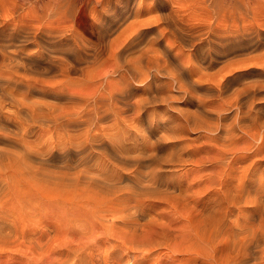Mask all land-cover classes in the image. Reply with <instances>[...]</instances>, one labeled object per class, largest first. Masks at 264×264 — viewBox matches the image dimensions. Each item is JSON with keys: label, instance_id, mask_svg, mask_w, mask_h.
Returning a JSON list of instances; mask_svg holds the SVG:
<instances>
[{"label": "bare ground", "instance_id": "6f19581e", "mask_svg": "<svg viewBox=\"0 0 264 264\" xmlns=\"http://www.w3.org/2000/svg\"><path fill=\"white\" fill-rule=\"evenodd\" d=\"M128 1L133 2V7L129 6L131 3ZM91 2L97 14L92 11L93 19L98 25L99 38L97 43L86 46L77 41L74 29L68 31L43 27L41 24L36 27L10 22L2 16L0 9V124H9L18 129V141H23L26 136L34 133L39 135L44 126L54 133H67L66 137L57 142H48L44 146L47 149L35 150L24 145L26 152L23 163L26 168H29L28 164L33 158H37L42 165L58 168L44 174L46 179L49 178L44 180L46 182L32 179L21 184L15 183L26 187L27 193L30 192L27 198L18 196L16 201L9 198L10 203L7 202L5 197L8 198V193H13L12 189L16 186L0 178V198L3 199L2 194L7 191L3 195L8 205L11 201L17 205L11 212L9 206H5L8 207V212L0 209V242L4 243H0V250L15 238L21 244L18 247L24 246V249L15 248L17 253L21 251L24 254L18 258L20 255L16 253L19 255L13 257L18 258L16 264H129L128 255L131 253L132 264H171L176 261L174 254L183 253L186 246L183 245L184 250H181V246L168 245L167 242L174 234L179 235L184 240L182 242L188 243L187 252L184 251L188 255H185L186 261L200 258L201 264H259L260 260L264 264V165H258L259 160L249 164L245 158L251 154L259 156L263 152L260 149L264 147V0H190L189 8L200 10L204 15L200 18L202 13L197 17L194 15L198 18H195L196 21L194 18L191 20L188 14L190 19L185 18L179 6V9L167 10V5L161 0L155 1V7L159 6L156 9L147 7L151 10L150 15L152 11L159 13H154L156 16L153 14L156 18L148 15L147 18L143 17L146 9L142 7V0ZM48 5L50 3L43 4L45 12L50 8ZM155 20L160 23L156 24ZM26 43H31L36 48L27 50ZM104 54L107 55L104 58L109 63V69L103 77L93 65L101 61ZM85 64L87 66L81 72L83 77H73ZM174 88L182 93L184 100L194 110L166 108L159 111L155 107L163 102L168 105ZM7 99L19 105L14 116L3 111ZM191 120L197 123L194 122L191 126ZM107 122L110 125L103 126ZM180 122L190 125L192 130L206 132L207 136L214 132L216 139L223 137L224 142L222 140L223 143H219L221 146L217 143L223 147L222 150L228 151L231 147L230 149H237L234 152L245 154L233 157L235 160L241 158V162L245 161L240 166H236L239 165L238 162L236 165L234 163L235 173H241L237 180L240 182L234 188L224 184L228 180L224 177L225 164L230 167L233 163L229 160L224 162L227 158H223L225 155L218 145L212 144L218 146L216 149L219 148V151L217 155L213 153L216 157L208 158L211 164H204L197 169L200 163L195 161L197 166L192 172L205 170L207 174L213 169V172L208 173L207 179L212 181V176L218 175L213 177V181L218 180L217 184L225 188V194L222 192V196L218 193V196H222L220 198L207 197L209 201L203 200L199 207L196 204L193 211L188 201L189 204L183 202L186 201L182 191L184 188L181 190L183 195L181 191L177 195L172 191L177 188L175 179L178 177L175 178V174H172L174 183L173 180L167 181L164 178V170L179 157L173 160L171 150L168 155H160L161 139L173 134L180 127ZM71 131H79L80 136L75 139L71 136ZM154 133L158 134L156 140L147 138ZM211 139L212 142L215 141L213 136ZM180 146L176 148L179 150L182 148ZM227 147L229 148L224 149ZM253 149L252 153L249 152ZM247 152L251 154L248 155ZM183 153L179 156L183 157ZM23 163L16 166L19 171L22 170ZM124 165H141L148 170L136 173V180L124 189L120 183L123 175L115 176L112 172L115 169L121 171ZM201 172L197 175L201 176L204 173ZM167 174L171 176L169 172ZM164 182L168 188L162 187ZM198 186L193 185L195 188ZM20 187L16 188L20 190ZM198 188V191L204 189ZM186 189L188 188H185V192ZM17 191L15 192L18 193ZM198 191L196 193L202 195ZM19 194L23 195L24 192L22 194L20 191ZM153 195L166 203L167 212L156 214L157 208H154L153 213L152 210L148 212L143 207V202H140L142 200H137L148 196L152 199ZM194 195L197 196L195 193ZM31 200L35 201L36 210L29 209L32 211L30 215L23 205H29ZM2 202L0 205H3ZM114 204L121 205V208L115 209ZM180 204L184 207H179ZM238 204H242L243 209L240 207V213L233 215L235 219L231 220L235 225L227 228L225 223L232 218V211L235 210L230 208ZM29 208L33 206L30 204ZM179 209L187 213L186 224L180 220ZM43 211L47 212L46 216L51 214L49 222L54 224L52 245L47 242L44 243L47 247L40 244L44 239L43 235V239L34 235L32 237L35 239L31 238L40 245H32V242L28 246L23 245L21 242L24 239L28 241L33 230L31 233L29 229L25 232L19 230L27 228L26 224L34 218V214L40 213L42 216ZM193 212L196 215L194 213L192 216ZM65 216H68L69 221L71 216L73 220L70 223L75 224L77 221L85 224V231L78 234H82L80 237L83 241L86 237L88 241L74 239L73 242L79 240L81 243L61 244L59 232H63L61 228L62 223H65ZM61 218L64 221L62 223L59 220ZM168 220L171 222L168 223ZM42 221H39V225ZM177 222L181 225L177 226ZM207 225L210 229L214 228V234ZM224 227L227 232L221 230ZM59 228L61 231L56 233ZM68 228L67 231L70 230ZM36 230L34 234L38 236L39 232ZM170 231L173 232L172 236ZM222 232L227 236H223ZM19 239L22 241H18ZM47 240L52 241L51 238ZM222 240L226 243L229 241V245H232L231 248L226 246L229 249L227 252L225 250L226 257L222 258L224 260L221 263L216 259L220 253L216 249L218 245L221 246L219 243H223ZM211 241L219 243L211 245L210 243H214ZM258 247L259 252L255 251ZM161 249H165V252ZM3 250L5 251H1L4 252ZM181 259L178 258L179 262ZM10 260L12 263V258ZM5 263L4 261L3 264ZM188 264L193 263L188 261Z\"/></svg>", "mask_w": 264, "mask_h": 264}, {"label": "rangeland", "instance_id": "374dc122", "mask_svg": "<svg viewBox=\"0 0 264 264\" xmlns=\"http://www.w3.org/2000/svg\"><path fill=\"white\" fill-rule=\"evenodd\" d=\"M89 1V2H88ZM131 1H133V0H131ZM143 2H142V7H143V9H146V10H144V15H143V17H146L147 18V15H148V17H154V18H156L155 16V14L154 13H158V12H151V14L152 15H150V11L148 10V8L149 9H151V8H153V9H156V7H159V6H157L156 5V7H155V1L156 0H154V1H152V0H142ZM151 2V3H148V2ZM189 1L190 0H170V2H169V0H161V2L163 3V4H165V5H167V10H170L171 8H173V9H179V7H180V10H181V12H184V13H181L183 16H186L185 18H187L188 20L191 18V20H193V18L195 19L197 16H198V14L199 15H201V13L202 12H200V10H197V9H190L189 8ZM80 2V3H79ZM46 4V3H50V5H48L50 8L49 9H47V11L45 12L44 10V8H43V4ZM128 3H131V4H129V6L131 5L132 7H133V2H130V1H128ZM127 3V4H128ZM147 6H146V5ZM152 4V5H151ZM53 5V6H52ZM92 5V2H91V0H83V1H81V0H0V9H1V14H2V16H4V18L6 19V20H9L10 22L11 21H13V22H15V23H20V24H23V25H27V26H38V25H44L43 27H54V29L56 28V29H62V30H72V29H74L75 30V34L77 35L76 36V39H77V41L81 44V45H84V46H86V45H91V44H93V43H97L98 42V38H99V30H98V25L96 24V22L94 21V19H93V12L95 11L94 10V8L91 6ZM172 5V6H171ZM146 6V7H145ZM149 6H151V7H149ZM170 8H169V7ZM173 6H175V7H173ZM179 6V7H178ZM46 7H47V5H46ZM148 7V8H147ZM48 8V7H47ZM91 8H93V10L91 9ZM186 8H187V10H186ZM38 9V10H37ZM52 9V10H51ZM152 9V10H153ZM183 9V10H182ZM184 9H185V11H184ZM189 9V10H188ZM196 10H197V12H196ZM93 11V12H92ZM146 11V12H145ZM147 11H149V12H147ZM45 12V13H44ZM44 13V14H43ZM95 14H96V11L94 12ZM147 13V14H146ZM149 13V14H148ZM191 13H193V15L191 14ZM155 16H154V15ZM159 14V13H158ZM186 14V15H185ZM189 16H188V15ZM197 14V15H196ZM97 15V14H96ZM196 17H195V16ZM202 15H203V13H202ZM206 15V14H205ZM190 17V18H188V17ZM200 17H204V15L203 16H199V18ZM153 18V19H154ZM152 19V18H151ZM196 19H198V18H196ZM196 19L194 20V21H196ZM156 21V20H155ZM157 23L156 24H158V23H160L159 21H156ZM40 25V26H41ZM162 26H165L164 24L162 25ZM25 47H26V49L27 50H34L36 47H34V45L33 44H25ZM107 57V55L106 54H104V56H103V58L101 59V61H99L98 63H96L95 65H93V68H95V70H96V72L98 73V74H101L102 73V75H103V77L105 76L104 74H106V71L109 69V63L106 61V59L105 58ZM103 59H105V60H103ZM86 64L85 65H83L82 67H80V70H79V72L78 73H76V74H73L72 76L73 77H77V78H82L83 76L81 75L83 72V70H84V68H86ZM82 72V73H81ZM173 91L171 92V96H172V98L168 101V105H167V103L165 102H163L160 106H155L159 111H164V109H166V108H169V110H171V109H175V110H181V111H188V110H194V108H192L191 107V105L189 104V102H186L185 100H184V97L182 96V93H180L178 90H175V88L174 89H172ZM18 108H19V105L18 104H16V103H14L13 101H11L10 99H7L6 100V102H5V104H4V108L3 109H5V110H3L4 112H7V113H9V114H12L13 116L15 115V112L18 110ZM165 111H167V110H165ZM174 114H176V112L174 111L173 112ZM177 115V114H176ZM182 121V120H181ZM192 121V120H191ZM190 121V122H191ZM228 121V120H227ZM189 122V124H191V126H192V124L195 122V121H192L191 123ZM199 122V121H198ZM185 123V122H184ZM195 123H197V122H195ZM194 123V124H195ZM179 124H181V125H179ZM186 124V123H185ZM193 124V125H194ZM2 125V126H1ZM110 125V123L109 122H107V123H104L103 124V126H109ZM178 125L181 127V129H180V127H178V129L173 133V134H168V135H166V137L164 138V139H161V144H160V151H161V154L160 155H163V156H165V155H168L169 154V152H170V150H171V152H173V154H174V156H171L172 157V159L174 160L176 157L178 158H180L181 156H179V155H181V153H183V151L185 152V153H183L182 154V156L183 157H181L180 159L178 158V159H175V160H177V161H175L174 160V162L172 161L170 164H169V166L166 168L167 170H164V174H166V175H168L167 173L169 172V174L172 176H164V178L165 179H168L167 181H172L173 183H174V181L175 180H177V182L175 181V185L177 186V188L175 189V188H173L172 189V191H174L173 193L175 194V195H177V194H180V193H182V195L184 194V198H186V201L184 200L183 202H185L184 204H186V203H190V208L192 209V211H193V206H194V208H195V206H196V204H198V207L199 206H201V204L203 203V200H204V202L205 201H209V199L207 200V197H211V196H213L212 198H210V199H213L214 197L216 198V196L218 197V198H220V197H222L223 196V191H224V189L225 188H222V186L221 187H219L220 185H218L217 183H218V180H216L215 182L213 181V177L215 178L216 176H218V175H214V176H212V181H209L210 179H207L208 177H209V175H208V173L209 172H213V169L211 170V171H208V173L206 174V171L204 170V171H202V172H204V173H202L201 171H199V172H197L198 174H200V172L203 174V175H206V177L204 176L203 177V175L201 174V176L200 175H197V173H195V171H194V173L192 172V169L193 168H196V164L198 163H200V167L199 168H197V169H200L201 168V166H204V164L207 166V164H209L210 162H208V158H213V157H216V155L218 154V152L217 151H219V148H221L220 149V151L225 155H223L222 157L223 158H227V159H224V162H227L228 160H229V162H231V163H233V165H231L230 167L232 168H230L229 166H226V164H225V167H226V170H225V175H224V177H227V179L229 180H225V182L226 181H228V182H224V184H225V186L226 185H228V186H232L233 188L234 187H236L237 185H238V182H240V181H237V180H239L240 178V172L238 171L237 173H235V170L233 169L234 167H236V166H240V164H243L244 162H241V158L239 159V160H235V158H233L234 156H236L237 154V156H239V155H241V156H244L245 154H241L240 152V154L237 152H234V151H236V150H234V149H230L229 147H227V148H224V149H228L229 148V152L228 151H225V150H222L223 149V147H220L221 145V143H223L224 142V140L222 139V138H219V137H217V139H216V135H215V133L213 132V133H211L210 134V136H207L208 134H206V132H203V131H201L200 129L198 130V129H195V130H192V128H191V126H190V129L188 128L189 126H187V125H183V123L182 122H180V123H178ZM177 125V126H178ZM184 126V127H183ZM43 128L45 129V131H43ZM42 128V132L39 134V135H35V133H34V135H30V136H26L25 137V139L23 140V141H18V138H20V135H18V133H19V130L18 129H16L15 127H12L11 125H9V124H5V123H2V124H0V151L2 152V154H0V178H2L3 180H6V181H8V182H10V183H12V185L13 186H18V187H20V185L19 184H21V183H25V181H31L32 179L33 180H41V181H43V182H46V181H44V180H49V178L48 179H46V177L47 176H45L44 177V174H46V173H50V172H48V171H53V170H58V168H56V167H48V166H45V165H42L39 161H38V159L37 158H33L32 159V162H30V164H28V166H29V168L27 167L26 168V166H25V163H23V162H25L24 160H23V156L25 155L24 153L26 152L25 151V147H24V145L25 144H27L29 147H31L32 149H35V150H42V149H47V148H45L44 146L48 143V142H53V141H55V142H57L58 141V139H62V137L64 138V137H66V135L65 134H67V133H64V132H53V131H51V130H49L48 131V128L49 127H47V129H46V127L44 126ZM188 128V129H187ZM201 132H203V133H201ZM264 132V131H263ZM6 133V134H5ZM71 133V136L72 137H74L75 139L76 138H78L79 136H80V132L79 131H71L70 132ZM158 133H160V132H158ZM165 133V132H164ZM161 134V133H160ZM206 134V135H205ZM213 134V135H212ZM212 136H213V141H214V139H215V141L214 142H212L211 140V138H212ZM221 136V135H220ZM205 137H207V139L205 138ZM215 137V138H214ZM147 138H149L150 140H156V138H158V134H155L154 133V135L153 136H148ZM205 139L207 140V141H205ZM210 142H209V141ZM217 140V141H216ZM222 140H223V142H222ZM221 141V142H220ZM209 142V143H208ZM206 143H208L207 144V146H206ZM220 145H218V144ZM212 144H214V145H218L219 146V148H217L216 149V147H218V146H214V145H212ZM31 145V146H30ZM181 145V146H180ZM184 145V146H183ZM28 146H26L27 148H28ZM182 147L181 149H179L178 150V148H176V147ZM101 147V146H100ZM185 147V148H184ZM212 147H214V148H212ZM101 148H103V147H101ZM175 150H174V149ZM183 148L186 150H183ZM214 149V150H212V149ZM232 148H233V145H232ZM264 148V147H263ZM262 148V149H263ZM262 149H260L261 150V152H259V153H261V154H259V156L256 154H254L253 156H252V152L254 151V149L253 150H251V151H249V152H251V153H248V155H250L251 154V156H245V158L246 159H248L247 160V162L249 163V164H251V161H253V162H258V160H259V163H258V165H260L261 164V166L263 167V165H264V156L262 155V154H264V150H262ZM172 150H174V151H172ZM179 152V153H177V151ZM188 150V151H187ZM208 150H209V153H208ZM233 152H232V151ZM189 151L191 152V153H189ZM211 151H214V152H211ZM181 152V153H180ZM187 152V153H186ZM228 154H227V153ZM231 152V153H230ZM168 153V154H167ZM213 153H216V155H214ZM221 153V154H222ZM235 154V155H231V154ZM212 155H214V156H212ZM229 155V156H228ZM232 157H231V156ZM263 157H262V156ZM229 157H231V158H229ZM240 157V156H239ZM184 158V159H183ZM210 158V159H211ZM244 158V157H243ZM232 159H234V160H232ZM198 160H200V161H198ZM243 160V159H242ZM255 160H257V161H255ZM181 161V163H179ZM183 161V162H182ZM195 161H197V163L195 162ZM206 161V162H205ZM239 161L241 162V163H239ZM260 161H263V162H260ZM195 162V163H194ZM205 162V163H204ZM237 162H238V164L239 165H236L237 164ZM252 162V163H253ZM23 163V168H22V170L21 171H19L17 168H16V166H19V165H21ZM203 163V164H202ZM234 163H235V165H234ZM263 163V164H262ZM149 164V163H148ZM176 164V165H175ZM177 164H179V165H177ZM195 164V165H194ZM202 164V165H201ZM211 164V163H210ZM245 164V163H244ZM120 166V165H119ZM125 166V167H124ZM124 166H122V168H121V171L119 170V169H115V170H113L112 172H113V174L115 175V176H119V174H122L123 176H125V177H123L122 176V178H121V180H120V183H121V186L124 188V189H127L128 187H126V185H131L132 183H133V180L135 179L136 180V178L138 177V174H136V173H141V172H147V167H146V169H145V167H143V166H141V165H124ZM144 166H147V164H145ZM233 166V167H232ZM170 167V168H169ZM82 168V167H81ZM169 168V169H168ZM170 169H172V170H170ZM215 169V168H214ZM170 170V171H169ZM191 172H190V171ZM228 170H230V171H228ZM231 170H232V172H231ZM239 170H241V168H239ZM172 171H173V173H172ZM176 171V172H175ZM226 171H227V174L229 175L230 173H232V174H230L229 175V177L230 176H232L233 177V175H234V178H230L229 179V177H228V175L226 174ZM167 172V173H166ZM171 172V173H170ZM229 172V173H228ZM192 173V174H191ZM233 173H235V174H233ZM174 175V177L175 178H180L179 179V182H178V178L177 179H172V178H174L173 177V175ZM179 174V175H178ZM184 175L183 177H182V175ZM189 174V175H188ZM193 174H195L196 176H194ZM137 175V176H136ZM178 175V176H177ZM191 175V176H190ZM207 175H208V177H207ZM227 175V176H226ZM181 176V177H180ZM188 176V177H187ZM198 176V177H197ZM236 176L238 177L237 179H235L236 178ZM167 177V178H166ZM197 177V178H196ZM200 177H202L201 179H200ZM183 178V179H182ZM185 178V179H184ZM188 178V179H187ZM143 179H146V178H143ZM197 180V183L195 182L196 180ZM200 179V180H199ZM207 181H206V180ZM217 179V178H216ZM234 179V180H233ZM138 180V179H137ZM147 180V179H146ZM181 180V181H180ZM194 180V181H193ZM199 180V181H198ZM202 180H204L203 182L205 183L206 182V184H204L203 182H202ZM215 180V179H214ZM234 182H233V181ZM21 181V182H20ZM23 181V182H22ZM184 181V182H183ZM193 183H192V182ZM230 181H231V183H230ZM19 183V184H15V183ZM136 182H138V181H136ZM143 182H145V180L143 181ZM183 182V183H182ZM190 182V183H189ZM210 182L212 183V182H214V184L212 183V184H210ZM9 183V184H10ZM186 183V184H185ZM195 183H196V185H195ZM227 183H230V184H227ZM236 183H237V185H236ZM15 184V185H14ZM47 184V183H46ZM178 184H179V186H178ZM201 185V187H199L200 185ZM210 184V185H209ZM11 185V186H12ZM163 185L164 186H162L163 188H168V187H166L167 186V184H165V182L163 183ZM166 185V186H165ZM172 185V184H171ZM174 185V184H173ZM181 185V186H180ZM187 185V186H186ZM193 185L196 187V186H198L200 189H202V187H204V189H202V190H199L200 191V194H202V195H199V194H197L196 192L198 191L197 190V188H195V187H193ZM203 185V186H202ZM205 185V186H204ZM207 185V186H206ZM209 185V186H208ZM218 185V186H217ZM21 186H23V185H21ZM194 188L193 189V191L191 190V188L192 187ZM16 187H13L14 189H12L13 191V193H8L7 191H4L3 192V194L6 192V193H8L9 194V197L8 198H6L5 197V199H9L10 198V200H17V197L18 196H20V198H25L26 196H27V194H30V192L29 193H27V191H26V187H20V190H19V188H16ZM182 187V188H181ZM227 187V186H226ZM18 189L19 190V192L20 191H22V194H23V192H24V194L23 195H21V194H19V192L16 190V189ZM21 188H24V190H21ZM169 188H172V186L171 187H169ZM184 188V189H183ZM185 188H188V190L186 189V191L187 192H185ZM198 188V189H199ZM28 189V188H27ZM183 189V190H182ZM221 189V190H220ZM29 190V189H28ZM184 192H182V191ZM194 190H197V191H194ZM204 190V191H203ZM15 191H17L18 193H16ZM26 191V192H25ZM178 191L180 192V193H178ZM199 191H198V193H199ZM218 191H220V192H218ZM123 192L125 193V190H123ZM192 192V193H191ZM201 192H203V193H201ZM223 192V193H222ZM173 193H171V195H174ZM191 193V194H190ZM194 193L197 195V196H195L194 195ZM220 195H222V196H218L219 194ZM2 194V196H3V199H1V201L0 202H2V200H4L2 203H3V205L1 204L0 205V209L1 210H3V209H6V208H8V207H5V206H9V211L11 212L12 210H15V208H14V206L16 205H14V203L11 201V204H13V205H11V206H13V207H10V205H8L10 202V200H5L4 199V195ZM10 194L11 195H17L16 197L14 196V197H12V196H10ZM26 194V195H25ZM191 195V198L193 197V200L195 199H197L198 201H200L201 199V203L200 202H198L197 200H196V203H193V205H191L192 204V202H194L191 198H190V195ZM193 194V195H192ZM225 194V193H224ZM25 195V196H24ZM21 196H23V197H21ZM201 196V197H200ZM205 197V199H204V197ZM28 197V196H27ZM26 197V198H27ZM194 197H196V198H194ZM199 197H200V199H199ZM16 198V199H15ZM19 198V197H18ZM147 200H146V199ZM151 199V196H148V197H144V198H140V199H137L138 201H140V200H142V201H140V202H143V204H144V206L143 207H145L146 208V211H148V210H152V212L151 213H153L154 212V210L156 209V211H155V213L156 214H159V213H161V212H164L167 208H166V203L164 202L163 203V201H160L159 199H156L155 198V195H153V198ZM188 198H190V199H188ZM144 199V200H143ZM153 199L154 200H156V201H153ZM191 202H190V201ZM9 202V203H7V202ZM33 200H31V202H32ZM146 201V202H145ZM188 201V202H187ZM31 202H28L29 203V205L28 204H25V205H23V206H27V208H25L24 207V209L26 210V209H30V210H36V204L34 203L35 201H33L32 203ZM145 202V203H144ZM156 202V203H155ZM158 202V203H157ZM7 203V204H6ZM134 204L135 203H137V202H133ZM162 203V204H161ZM188 203V204H189ZM6 204V205H5ZM30 204H31V206H33V208H29L30 207ZM33 204V205H32ZM143 204H141V205H143ZM148 204V205H147ZM154 204V205H153ZM146 205V206H145ZM243 205H246V204H243ZM1 206H3L4 208H1ZM29 206V207H28ZM114 206H115V209H118V208H121V205H118V204H114ZM151 206V207H150ZM161 206V207H160ZM184 207V205L183 204H180V206L179 207H181V208H183ZM235 206H237V209H236V207ZM242 206V204L240 205V204H238V205H234V207L233 206H231V208L230 209H235V210H233L232 212V215H231V217L232 218H228L229 220L227 221V223H225V225H226V227L227 228H230V225L231 226H233V225H235L234 224V222H233V220L235 219L234 218V214H235V216L236 215H238L239 213H240V207ZM248 206V208H249V206L250 205H247ZM16 207H17V205H16ZM34 207H35V209H34ZM189 207V206H188ZM12 208V209H11ZM155 208V209H154ZM166 208V209H165ZM242 208V207H241ZM191 209H189L188 208V210H190L191 211ZM243 209V208H242ZM249 209H252V208H249ZM248 209V210H249ZM27 210V211H28ZM28 211L27 213H31L32 211ZM158 210V211H157ZM5 211H7V209L5 210ZM179 211V216H181V218H180V220H182L183 221V223L184 224H186L187 223V221H186V219H185V215H187V213H185L184 211L182 212V210L181 209H179L178 210ZM192 211H191V213H192ZM235 211V212H234ZM8 212V211H7ZM38 212V211H37ZM148 212H150V211H148ZM165 212H167V211H165ZM239 212V213H238ZM43 213V215L42 216H44V218L42 219V216H40V213H38V215H39V217H37L38 215H35L34 213V218L32 217V220H34V222L32 223V220H30L29 221V223H27L26 224V227L27 228H25L24 230L21 228L19 231H21V232H25V230H27V229H29L28 231L31 233V231L33 230V234H30V239L27 241L26 239H24V238H21L22 240L24 239V242H21L22 244L24 243L26 246H28V244H31V242H32V245H36V244H38V242H34V240H31V238H33L32 236L34 235L36 238L37 237H39V236H41L42 237V235H43V237H44V239H43V237H42V243H40L41 245H44V243H53V239H52V237L54 238V236H55V232H54V224L52 223V222H49V220H50V218H51V214L50 215H47L46 216V214H47V212L46 211H43L42 212ZM41 213V214H42ZM194 213L195 212H193V214H192V216L194 215ZM49 214V213H48ZM31 215V214H30ZM195 215H196V213H195ZM50 216V217H49ZM41 217V218H40ZM66 217V216H65ZM65 217H63L64 218V221H65V223H62V218L61 219H59L61 222L60 223H62L63 225H62V228H61V230L63 229V232H66L65 234L60 230V228H59V230H57V232L56 233H58V231H61V232H59V235H61L60 236V242H61V244H63L64 245V243L65 244H67V245H70V244H68L69 242H73L74 241V239H80V241L81 242H86V241H88L87 239V237L84 239V241L81 239V235H79L81 232H83V231H85V230H83V225L85 226V224L82 222H77V221H75L74 223L75 224H73V223H70L73 219H71V216L69 217L70 218V221H69V219H67V217H66V220H65ZM230 217V216H229ZM37 218V219H36ZM49 218V219H48ZM234 218V219H233ZM31 219V218H30ZM40 219V220H39ZM52 219V218H51ZM231 219H233V220H231ZM43 220V221H42ZM39 221L41 222L42 221V223H46V224H42V223H40V225H39ZM56 221V220H55ZM63 221V222H64ZM66 222H67V224H66ZM168 223H170L171 221L170 220H168L167 221ZM31 223H32V225H31ZM50 223V224H49ZM173 223H176V221H174ZM229 223H231V224H229ZM69 224V225H68ZM47 225V226H46ZM51 225V226H50ZM70 225H71V227L72 228H70ZM81 225V226H80ZM181 224H180V222H177V226H180ZM35 226H37V227H35ZM40 226H41V228H40ZM46 229H44L43 227ZM80 226V227H79ZM19 227H20V225H19ZM19 227H17L18 229H19ZM29 227V228H28ZM33 227H35V228H37V230H38V232H39V234H38V236H36L35 234H34V230H36L35 228L33 229ZM46 227H49L48 229L46 228ZM65 227H66V229H65ZM67 227H69L68 229H70V230H68L67 231ZM82 227V228H81ZM207 227H208V225H207ZM209 229L211 228V227H208ZM225 228V227H224ZM224 228H222L221 230H223V232H227V228H225V230H224ZM43 229V230H42ZM51 229V230H50ZM57 229V228H56ZM82 229V231H80V230ZM85 229V228H84ZM36 230V231H37ZM78 230V232H76ZM211 230V232L214 234V228L213 229H210ZM213 230V231H212ZM27 231V232H28ZM44 231H45V233H44ZM80 231V232H79ZM228 231H230V230H228ZM223 232H222V235L223 236H227L225 233L223 234ZM42 233V234H41ZM49 233V234H48ZM61 233V234H60ZM76 233L79 235V237H78V235H76ZM173 232L172 231H170V235L172 234ZM48 234V235H47ZM54 235V236H52L51 237V235ZM47 235V237H45ZM59 235L57 234V236L59 237ZM75 235V236H74ZM173 236H175L174 234H172ZM171 235V236H172ZM76 236H77V238H76ZM156 235H154V237H155ZM170 236V237H171ZM171 237L170 238V240L167 242V244L168 245H178V247H180V249L182 250H184V248H185V250L184 251H186L187 252V249H186V246L188 245V243H184V242H182V241H184L183 239H181V238H179V235H176L177 236V238H176V236L175 237ZM46 238V239H45ZM49 238H51V240L52 241H50V240H47V239H49ZM15 239V238H14ZM14 239H12L11 241H9L8 243H10V244H5V246H2L1 248L2 249H5V251L4 252H2L1 250H0V256L2 257V258H0L1 260H0V264H3L4 263V261L6 262L5 264H12V263H14V264H16L17 262H18V258H21L22 257V255H24V254H22L21 253V251H19L20 253H17L16 252V249L15 248H18V249H20V248H22V249H24V246H22V247H18V245H21L20 244V242L19 243H17V241H16V239L14 240ZM21 239H19L18 241H20ZM33 239H35V238H33ZM157 239H158V237H157ZM175 239V240H174ZM21 240V241H22ZM31 240V241H30ZM47 240V241H46ZM172 240V242H170ZM174 240V241H173ZM30 241V243H28ZM44 241V242H43ZM49 241V242H48ZM76 242L77 241H79V240H75ZM73 242V244H75V245H78V243H81V242ZM227 241V240H226ZM12 242H15V244H13ZM27 242V243H26ZM64 242V243H63ZM68 242V243H67ZM211 242H214V241H211ZM221 242H223V243H219V244H221V246L219 247V245H218V243L216 244L215 242L214 243H210L211 245L213 244V245H218V248L216 249V251L219 249V251L218 252H220V253H218V255L216 256L217 258V260H219L221 263L223 262L222 260H224V259H222V258H225L226 256V252H227V250L229 249V248H231L230 247V245H232V244H230L229 245V241H227V243L225 242V240H222ZM1 244H4L3 242H0ZM34 243V244H33ZM36 243V244H35ZM52 243L50 244V245H52ZM224 243H225V246H224ZM23 244V245H24ZM40 244H38V245H40ZM49 244H48V246H49ZM72 244V243H71ZM209 244V245H210ZM227 244V245H226ZM6 245H7V247H6ZM11 245L13 246V247H11ZM16 245V247H14ZM47 244H45L44 246H46ZM153 245V244H152ZM155 245V244H154ZM183 245H186V246H184V248H183ZM11 248H10V247ZM66 246V245H65ZM226 246H229V248H227L226 249ZM6 247V248H5ZM47 247V246H46ZM223 247L225 248V249H223ZM44 248V247H43ZM176 248H177V246H176ZM224 250H222V249ZM15 251H14V250ZM25 249H26V247H25ZM44 249H46V248H44ZM179 249V248H178ZM259 249V250H258ZM11 250H13V251H11ZM161 250H163L164 252H165V249H161ZM225 250H226V252H225ZM11 251V252H10ZM183 251V253L182 252H178V253H176V255L174 254V256H175V259H176V261H173V263H171V264H174L175 262L177 263V264H183V262H184V258L186 257V256H188V255H186V253ZM215 251V255L217 254V252ZM223 251V252H222ZM255 251H260V248L258 247V248H256L255 249ZM224 252H225V254H224ZM3 253V254H2ZM12 253V254H11ZM14 253V254H13ZM19 254L18 256H17V254ZM222 253V254H221ZM3 256H2V255ZM9 254H11V255H9ZM184 254V255H183ZM221 254V255H220ZM224 254V255H223ZM186 255V256H185ZM222 255H223V257H222ZM18 257V258H13V257ZM130 258H129V260H130V262H129V264H132V262H133V259H131V258H133L132 257V253H131V255L129 254L128 255ZM182 256V257H181ZM10 257V258H9ZM8 260H7V259ZM12 258V263L10 262L11 259ZM178 258H182L181 259V261L179 262V260H178ZM14 259V260H13ZM167 259L165 258V260L164 261H166ZM182 260H183V262H182ZM196 260V261H195ZM8 261V262H7ZM17 261V262H16ZM188 261H190L191 263H193L194 264V262H197L196 264H201L200 262H201V259L200 258H195V259H193V261H191V260H188ZM188 261H186L185 260V264H188ZM218 261V262H219ZM259 261V264H262L261 263V261L260 260H258ZM219 262V263H220ZM78 263H80L79 261H78ZM175 263V264H176ZM251 263H252V261H251ZM253 264V263H252Z\"/></svg>", "mask_w": 264, "mask_h": 264}]
</instances>
